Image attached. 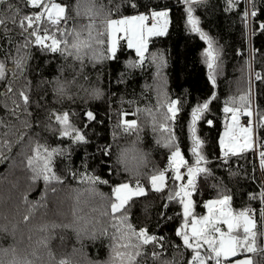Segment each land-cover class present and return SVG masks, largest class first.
<instances>
[{
	"label": "trees",
	"instance_id": "16d2710c",
	"mask_svg": "<svg viewBox=\"0 0 264 264\" xmlns=\"http://www.w3.org/2000/svg\"><path fill=\"white\" fill-rule=\"evenodd\" d=\"M8 2L18 5L22 14L35 11L24 0H0V8L7 9ZM54 2L67 6L71 19L61 25L67 29L79 30L88 24L89 8L99 13L95 16L97 26L109 13L111 18L118 17L117 7L120 15L135 14L121 0ZM138 3L147 5V9L141 6L139 12L165 7L169 11L167 32L149 39L148 62L143 67L132 66L138 57L124 42L117 59L92 62L85 57L83 69L81 62L72 57L42 52L32 46L26 79L16 80V91L5 96L13 75L11 62L17 58V49L25 39L19 35V28L13 29L9 36L0 35V61L7 56L9 67L8 79L0 80V264H25L28 260L34 264H59L60 260L69 264H110L109 238L78 237L75 228L61 226L83 216L93 223L99 221L97 228L113 231L108 223L110 218L101 215L109 200L91 194L88 191L91 185L81 182L80 176L94 175L107 180V184H98L96 189L111 198L112 187L123 182L134 184L139 179L149 189V177L165 169L169 177L167 188L134 198L127 213L136 229L147 228L150 234L164 237L158 260L152 258V253L161 251L160 246L151 244L143 249L146 255L138 259L140 264H189L192 252L176 235L183 224L182 205L167 199L169 189L173 188L169 157L175 149L165 143L168 134H162L158 124L155 128L153 125V115L161 121V112L167 111V103L172 100L177 101L178 112L168 125L171 140L189 166L196 160L192 152V111L209 103L195 124V135L202 141L200 152L207 161L201 167L208 168L212 176L197 177V191L192 196L194 213L200 216L206 200L228 194L232 196L231 208L253 209L257 229L264 231L261 227L264 222L260 220L264 204L259 198L250 199L264 192V173L257 159L259 145L255 151L227 158L220 145L225 122L230 117L223 110L226 103L232 107L234 100L238 105L239 97L251 90L253 107L264 112V82L255 79L256 73L264 76V30L259 28L264 23V0H254L257 14L247 21L243 16L246 10H253L252 0L248 3L238 0L231 10L228 0L192 4L185 0H138ZM189 7L201 31L213 41L214 54H218L215 84L209 78L208 42L190 30ZM152 56L162 57L163 66L159 67V60L153 61ZM60 85L64 86L63 92H58ZM20 89L27 90L30 103L26 112L21 110L13 115L14 105L8 97L20 103L17 94ZM89 111L94 120L88 119ZM65 112L86 143H75L61 135L60 124L53 114ZM122 113L128 114L125 119L137 120L138 132L123 131L119 126ZM259 136L264 138V128L259 130ZM37 144L49 151L63 150L62 155L54 157V170L63 178L62 183L52 182L50 187L55 192L46 191L42 179L35 182L31 179L28 158L35 155ZM107 151L111 154H106ZM25 216L30 219L25 221ZM44 240L48 247L41 243ZM257 245L264 248V237H258ZM243 255L251 257L253 264H264V253L240 256Z\"/></svg>",
	"mask_w": 264,
	"mask_h": 264
},
{
	"label": "snow or ice",
	"instance_id": "6c2138e0",
	"mask_svg": "<svg viewBox=\"0 0 264 264\" xmlns=\"http://www.w3.org/2000/svg\"><path fill=\"white\" fill-rule=\"evenodd\" d=\"M4 2H7V0H4ZM185 2L192 4L200 3L202 0H185ZM237 2L238 0H228V10H231V6ZM248 2L249 0H245V3ZM24 3L35 9V11L22 14L21 8L10 2L7 4V9L0 8V35L9 36L13 29L19 28V35L25 39L21 48L17 49V58L11 62L13 66L10 71L13 75L9 80L5 96L16 91L14 88L16 80L26 79L30 58L29 50L32 46H37L42 52L59 53L65 58L72 57L81 62V69H83L85 57H88L92 62L117 59L121 41H125L128 48L135 49L138 57V61L132 62V66L143 67L148 62L146 56L148 55L149 39L165 35L169 24V11L166 10V7L162 10L139 12L141 6L147 9V5L139 4L138 0H121L122 4L132 8L136 14L120 15V8L117 7L116 15L119 18H111V13H109L101 21L100 26H97L95 16L99 13L89 8L88 15L91 19L88 24L81 26L79 30L76 27L67 29L61 27L71 19L67 15L66 5L56 3L54 0H24ZM252 9V11H245L243 16L245 21L257 14L254 0H252ZM187 13L188 24L191 26L190 30L199 33L200 38L208 42L206 56L210 70L209 78L215 84L218 54H214L213 41L206 33L201 31L198 26L199 21L192 15L191 7L187 9ZM259 28L264 30V23H261ZM84 32L87 33L86 36L83 35ZM151 59L153 61L159 60L158 66H163L162 57L152 56ZM249 67H251L250 64ZM8 72L9 67L6 56L5 60L0 61V80L8 79ZM255 79L264 82V76L260 73L255 74ZM63 91L64 86L60 85L58 92ZM17 94L20 103L10 96L8 97L14 105L13 115H18L21 110L26 112L30 103V97L26 89H20ZM232 103L234 106L229 107L226 103L223 109L226 114H230V122H226L224 134L220 138L223 154L225 158L239 156L249 151H255L256 146L259 145V164L261 169H264V138L259 136V130L264 128V112L253 107L251 90L239 97L238 105L234 100ZM176 105L177 101L175 100L167 103V111L161 112V121H157L156 116L153 115V125L155 128L158 124L161 133L168 134L165 136V143L175 149L169 157V168L172 171L170 179L173 188L169 189L167 199L168 201L178 199L183 207V224L177 229L176 235L182 239L183 246L192 252L189 264H253L252 258L247 255H244L242 259L237 258L247 253H264V248L257 245V239L258 237H264V231L257 229L253 209L245 208L234 211L231 208L232 196L222 194L217 199L206 202L207 215L197 216L193 211L194 201L192 196L197 191V177L212 176L208 168L200 166L202 162L206 163L207 161L200 152L202 141L195 135V124L201 118V114L208 109L209 103L205 102L198 105L192 111V152L196 156L193 166L188 165L181 154L180 148L175 146L174 141L171 140V129L168 125L176 117L178 112ZM163 107L164 105H161V108ZM53 115L57 123L62 126V136L72 137L75 143L87 142L84 135L80 134L79 130L70 124L69 113ZM86 115L89 120L95 119L90 111ZM127 115V113H122L119 126L122 127L125 133L138 132L137 120L125 119L124 117ZM242 116L248 119L247 125L240 123ZM254 116L256 117L255 120L252 119ZM208 124L211 125L212 121L209 120ZM107 147L105 146V150H107ZM41 149L43 150L41 151ZM62 154L63 150L53 149L49 151L46 146L37 144L35 155L28 158V166L33 173L32 181L42 179L45 182L46 191L50 189L55 192L56 189L50 187L52 182L62 183L63 178L54 170V157ZM106 154L110 155L111 153L107 151ZM182 167L186 168V174L181 172ZM167 171L168 169H165L152 174L149 177L150 188L147 190L139 179L134 184L123 182L115 185L111 189V198L104 197V194L96 189V185L107 184V180L94 175L82 174L80 176L81 182L91 185L88 190L91 194L109 200L107 209L101 215L110 218L108 223L113 231L109 232L107 227L97 228L96 224L99 221L93 223L92 220L83 216H76V210L73 213L76 216L73 223L61 226L75 228L78 237L88 236L91 239H97L104 236L109 238V247L112 253L110 264H140L138 258L146 255L143 249L150 244L160 246L161 251L152 253V258L158 260L163 251L164 237L150 234L147 228L136 229L129 222L127 213L134 198L145 196L147 191L163 192L167 188L169 179L166 175ZM72 175L75 179L76 174L73 173ZM185 179L186 183L182 182L177 185V182ZM257 198L264 204V192H261L258 197L255 194L250 197V199ZM163 215L166 217V213H163ZM29 219V216L24 217L25 221ZM260 220L264 222V208L260 210ZM222 225L227 226V231L222 230ZM261 227L264 228V223ZM41 243L44 247H48L47 240L41 241ZM49 255L52 256L51 252H49ZM25 264H34V262L28 260L25 261ZM59 264H69V262L60 260Z\"/></svg>",
	"mask_w": 264,
	"mask_h": 264
},
{
	"label": "rangeland",
	"instance_id": "374dc122",
	"mask_svg": "<svg viewBox=\"0 0 264 264\" xmlns=\"http://www.w3.org/2000/svg\"><path fill=\"white\" fill-rule=\"evenodd\" d=\"M162 9H165V8H161V9H157V10H162ZM167 10V9H166ZM136 14V13H135ZM131 15H133V14H131ZM116 18H119V17H116ZM121 42H124L125 43V45H126V47H127V44H126V42L125 41H121ZM128 48V47H127ZM208 49V46H207V48H206V50ZM134 52H135V49H132ZM136 53V52H135ZM253 119V118H252ZM243 121H245L246 123H248V119H246V118H243V117H241L240 118V123L241 122H243ZM226 122H230V117L226 120ZM226 122H225V125H226ZM224 130H225V127H224ZM224 130H223V133H222V135L224 134ZM60 131H62V126L60 125ZM69 138H72V137H69ZM256 149H258V145L256 146ZM222 151V150H221ZM222 154H223V151H222ZM130 159L131 158H133L132 156L131 157H129ZM128 158V159H129ZM257 159H258V162H259V155H258V153H257ZM194 165V164H193ZM193 165H190V166H193ZM260 165V164H259ZM201 166V165H200ZM263 170V173H264V169H262ZM182 173H185L186 174V168H183V170L181 171ZM186 183V179L184 180V181H181V182H177V185H179V183ZM213 199H217V198H212V199H208V200H206L205 201V203H204V208H205V210H204V213L203 214H201L200 216H204V215H207V208L205 207V204H206V202L207 201H209V200H213ZM173 202H179L178 201V199L177 200H174ZM181 209H182V212H183V207L181 206ZM222 230H224V231H227V226L226 225H222ZM248 256V255H247ZM239 259H242V258H244V255L243 256H240V257H238Z\"/></svg>",
	"mask_w": 264,
	"mask_h": 264
},
{
	"label": "built area",
	"instance_id": "2783aa9c",
	"mask_svg": "<svg viewBox=\"0 0 264 264\" xmlns=\"http://www.w3.org/2000/svg\"><path fill=\"white\" fill-rule=\"evenodd\" d=\"M241 124H243V125H247V123H246L245 121L241 122Z\"/></svg>",
	"mask_w": 264,
	"mask_h": 264
}]
</instances>
